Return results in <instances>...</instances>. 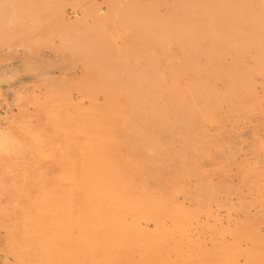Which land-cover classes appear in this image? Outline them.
I'll return each mask as SVG.
<instances>
[{
	"label": "rangeland",
	"instance_id": "rangeland-1",
	"mask_svg": "<svg viewBox=\"0 0 264 264\" xmlns=\"http://www.w3.org/2000/svg\"><path fill=\"white\" fill-rule=\"evenodd\" d=\"M263 87L264 0H0V264H264ZM49 156L113 185L75 174L64 230L29 203Z\"/></svg>",
	"mask_w": 264,
	"mask_h": 264
},
{
	"label": "bare ground",
	"instance_id": "bare-ground-1",
	"mask_svg": "<svg viewBox=\"0 0 264 264\" xmlns=\"http://www.w3.org/2000/svg\"><path fill=\"white\" fill-rule=\"evenodd\" d=\"M20 1V0H19ZM22 1V0H21ZM244 2V1H243ZM12 5V4H11ZM12 7V6H11ZM8 8H10V7H8ZM218 8V7H217ZM17 10V9H16ZM12 11H13V9H12ZM10 12V11H9ZM10 17H11V15H10ZM260 26V25H259ZM250 27H255V26H250ZM256 28V27H255ZM247 29V28H246ZM173 35V34H172ZM179 35V34H178ZM178 37V36H177ZM192 38V36L191 35H187V36H185V40L184 41H186L187 42V44H188V46H193L192 45V43H191V39ZM178 42V41H177ZM187 44H184V46L185 45H187ZM180 49V48H179ZM217 49V48H216ZM12 50V49H11ZM182 50V49H181ZM245 53V52H244ZM172 59H174V58H172ZM254 64V63H253ZM218 70V69H217ZM238 74V73H237ZM229 75H231V73L229 74ZM238 75H240V74H238ZM248 77V76H247ZM248 79V78H247ZM61 82V81H60ZM251 82V81H250ZM264 88V87H263ZM222 91V90H221ZM129 94V93H128ZM99 98V97H98ZM106 100V103H107V105H110V104H112V99L110 98V96H107V98L105 99ZM96 101H97V99H96ZM136 101V100H135ZM94 108V107H93ZM138 110H141L140 108H138ZM180 116V115H179ZM96 117V116H95ZM94 116H93V114L92 115H90V116H86L85 117V120L83 121V123H81V122H79V118H76L77 119V121H78V124H71V125H74V127H75V129H76V127H78V126H80V127H78V129L76 130L78 133H80V129H83V131H85V133H91V137L92 138H95L96 139V142H97V145H104L105 144V142L106 143H108L109 145H112V138L110 137V136H112V135H110V133L108 132V129H109V126H110V124H109V122L110 121H108V119L109 118H103V121H101V120H99V119H96ZM100 117V116H99ZM240 117V116H239ZM101 118V117H100ZM127 120H122V122H121V129H122V131H124V133H125V135H127V132L129 131V129H128V127H127V125L129 124V125H131V123H130V120H129V118L127 117L126 118ZM163 119V118H162ZM175 119V118H174ZM187 119V118H186ZM106 120H107V122H106ZM145 120H147V121H149V123H150V125H149V128H151V129H154L153 127L155 126H158V124L160 123L159 122V119H154V118H149V119H145ZM106 123H105V122ZM137 121H140V120H137ZM162 121V120H161ZM111 122H112V119H111ZM136 122V121H135ZM163 122V121H162ZM163 124V123H162ZM76 125V126H75ZM138 126H135L134 125V131H133V133H134V135H136V136H139V137H142V136H146L145 134H144V132H145V130H143L142 128L144 127V125H143V123L142 122H140V123H138L137 124ZM53 128V130H55V134L57 135L58 134V130H60V129H58V128H62V129H64V127H60V126H57V125H53L52 126ZM200 129V128H199ZM260 129V128H259ZM128 130V131H127ZM182 131V130H181ZM180 131V132H181ZM116 133V132H115ZM197 133V132H196ZM114 134V133H113ZM193 134V133H192ZM89 135V134H88ZM34 136V135H33ZM117 136V135H116ZM135 136V137H136ZM30 137H31V135H30ZM81 138V137H80ZM141 139V138H140ZM108 140H110V141H108ZM137 140V139H136ZM11 142V141H10ZM69 143V142H68ZM85 144V143H84ZM88 144V143H87ZM86 144V145H87ZM6 146V145H5ZM84 147V146H83ZM94 148V147H93ZM13 150V149H12ZM98 149L97 148H95L94 149V151L96 152ZM59 153V152H58ZM99 153H93V152H89V153H87L83 158H85V159H87V161H86V163H81L82 165H85V164H89V160L91 161V160H93L94 162L95 161H97L98 160V157H99V155H98ZM45 155H46V153H45ZM55 155V154H54ZM70 155V154H69ZM102 155V154H101ZM113 155H115V154H113ZM112 155V156H113ZM47 157V156H46ZM75 157V156H74ZM49 158V163H48V169H47V171H46V173H45V180L44 181H42V182H40L38 185H36L35 187L33 186L32 188H31V192H30V194H33V195H31L30 196V194H29V196L28 197H30V204L32 203V202H36V205H37V207L34 209V212L36 213V214H38V215H42V214H44V213H49L50 211H52V213H51V215L53 216V218H52V220H47L48 218H43L44 220H43V223H48V222H54V223H57V225L59 224V226H60V224H62V225H64V220H66V217H69L68 215V213H71V211H69L68 210V205H69V203L76 197H78V191H79V189L77 188V184H78V181H79V179H75V177H77V176H75V174H77L78 176H85V175H87L88 173L87 172H83L81 169H79L78 170V172L77 173H72L71 175L72 176H67V175H63V172L62 171H60L56 176L55 175H53V169L54 168H56L57 167V172L59 171V168L60 169H62V167L65 165H62V163L60 162V161H58L57 160V158H55V157H52V156H49L48 157ZM67 158H69L68 156H67ZM71 158V157H70ZM104 158V157H103ZM117 159V158H116ZM51 160V161H50ZM71 161V160H70ZM119 162V161H118ZM121 162V161H120ZM68 164V163H67ZM72 164V163H71ZM70 164V166H72ZM97 164V163H96ZM107 164V163H106ZM52 165H55V167H52ZM69 165V164H68ZM82 165H78L80 168H81V166ZM101 165V164H100ZM108 168V167H107ZM71 169V168H70ZM70 169H69V171H70ZM99 170V169H98ZM98 170H96V173H94V174H92V176H93V179H95V178H100V179H104L105 177H106V171H98ZM49 172V173H48ZM56 172V173H57ZM95 172V171H94ZM120 173V172H119ZM166 173V172H165ZM100 174V175H99ZM105 174V175H104ZM122 174H124V173H121L120 175H122ZM80 176V177H81ZM123 176V175H122ZM121 176V177H122ZM80 177H78V178H80ZM85 177H87V176H85ZM130 177V176H129ZM91 178H90V176L89 177H87V179H86V181H87V183L89 184V185H91L89 188H91V187H93L94 188V190H93V193L94 194H96V192H98L100 195L102 194V196H104V195H108V194H110L111 192H112V190H111V188H112V186L113 185H111L110 186V183L108 182V181H106V179H105V181H106V183L108 182L109 183V185L107 186L106 184H104L103 186H101V188H103L104 189V191H101V190H103V189H101L100 187H98L97 185H99L100 183H101V181H98V182H96V187H94L93 186V183H94V180H92L91 179V181L90 182H88L89 180H90ZM9 180V179H8ZM84 180V179H83ZM119 180V179H118ZM104 181V182H105ZM114 181V180H113ZM122 181H123V179H122ZM69 183V185H66V183ZM111 182V181H110ZM118 182V181H117ZM116 182V183H117ZM17 184H18V182H16ZM99 183V184H98ZM115 183V184H116ZM125 183H127L126 181H125ZM20 184V183H19ZM24 186V185H23ZM26 186V185H25ZM80 186V185H79ZM17 188H18V186H17ZM21 188V187H20ZM88 187H85V189H86V191L89 193V191H91L90 189H89ZM97 188V189H96ZM101 189V190H99V189ZM19 189V188H18ZM116 190V189H115ZM20 191V190H19ZM18 190L16 191V192H19ZM17 195H18V193H16ZM112 194V193H111ZM89 196H91V194H89ZM96 196V195H95ZM101 196V197H102ZM32 197V198H31ZM93 197V196H92ZM97 197V196H96ZM111 197V196H110ZM120 198V197H119ZM127 198V197H126ZM28 199V198H27ZM27 199H25V200H27ZM92 199H95L94 197L93 198H89L88 199V201H89V203H91L92 204ZM118 199V198H117ZM117 201V200H116ZM121 202V201H120ZM157 202V201H156ZM105 204V203H104ZM49 205H51L52 206V208H51V210H49V209H47L46 208V206H49ZM119 205V204H118ZM28 206V205H27ZM33 205H31V207H32ZM114 207V206H113ZM154 207H155V205H154ZM87 208V207H86ZM105 208H107V207H105ZM70 209V208H69ZM103 209V208H102ZM106 210V209H105ZM112 210V209H111ZM113 211V210H112ZM150 211V210H149ZM79 213H81V212H79ZM23 215H25V214H27V212H24V213H22ZM76 214V213H75ZM60 217L62 218V220H60ZM72 219H75V220H78L79 218L78 217H76V216H74V214L72 215L71 214V216H70ZM70 218V219H71ZM71 219V220H72ZM116 219V218H115ZM18 220V219H17ZM23 220V219H22ZM64 222V223H63ZM78 222V221H77ZM112 223V222H111ZM23 225V224H22ZM99 226V225H98ZM118 226V225H117ZM139 226V225H138ZM143 226V225H142ZM44 226H42V228H43ZM63 230L65 229V228H63L64 226H60ZM119 227V226H118ZM136 227V226H135ZM42 228H41V230H42ZM131 228V227H130ZM74 230H76V229H74ZM36 231V230H35ZM39 231V230H38ZM109 231V230H108ZM40 232V231H39ZM44 232V231H43ZM47 232V231H46ZM65 232V231H64ZM126 232V231H125ZM175 232V231H174ZM50 233V232H49ZM105 233V232H104ZM122 233V232H121ZM20 234H22V233H20ZM63 234V233H62ZM159 234H161V233H159ZM59 235H61V234H59ZM58 235V236H59ZM152 235V234H151ZM176 235V234H175ZM178 235V234H177ZM43 236V235H42ZM56 236V235H55ZM62 236V235H61ZM138 236V235H137ZM150 236V235H149ZM148 236V237H149ZM48 237V236H47ZM52 237H53V235H52ZM142 237V236H141ZM166 237V236H165ZM55 238V237H54ZM120 238V237H119ZM52 239V238H51ZM22 240V239H21ZM40 240V239H39ZM55 240V239H54ZM58 240V239H57ZM197 240V239H196ZM37 241H38V239H37ZM42 241V240H41ZM148 243V242H147ZM158 246V245H157ZM143 248V247H142ZM149 249V248H148ZM118 251V250H117ZM112 252V251H111ZM115 253H117L116 251H114ZM144 252V251H143ZM109 254V253H108ZM154 254V253H153ZM116 255V254H115ZM117 255H119V253H117ZM148 255V254H147ZM179 257V256H178ZM133 258H135V257H133ZM108 259V258H107ZM156 259H158V258H156ZM22 260V259H21ZM134 260V259H133ZM167 261V260H166ZM182 261V260H181ZM195 261V260H194ZM199 261V260H198ZM122 262V261H121ZM161 262V261H160ZM180 262V261H179ZM138 264H140V263H138ZM156 264V263H155ZM184 264V263H183Z\"/></svg>",
	"mask_w": 264,
	"mask_h": 264
}]
</instances>
